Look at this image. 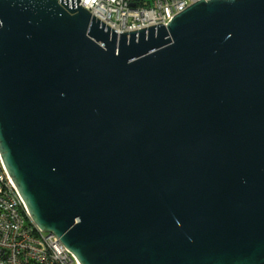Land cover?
<instances>
[{
	"label": "water",
	"instance_id": "95a60500",
	"mask_svg": "<svg viewBox=\"0 0 264 264\" xmlns=\"http://www.w3.org/2000/svg\"><path fill=\"white\" fill-rule=\"evenodd\" d=\"M81 0H0V155L78 264H264V0L119 36Z\"/></svg>",
	"mask_w": 264,
	"mask_h": 264
},
{
	"label": "built area",
	"instance_id": "2783aa9c",
	"mask_svg": "<svg viewBox=\"0 0 264 264\" xmlns=\"http://www.w3.org/2000/svg\"><path fill=\"white\" fill-rule=\"evenodd\" d=\"M198 1L201 0H81L78 5L119 36L156 25L167 26ZM0 264H78L54 234L33 224L1 155Z\"/></svg>",
	"mask_w": 264,
	"mask_h": 264
}]
</instances>
